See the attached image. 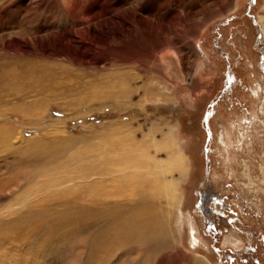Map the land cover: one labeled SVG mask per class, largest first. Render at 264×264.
<instances>
[{
	"label": "rangeland",
	"instance_id": "obj_1",
	"mask_svg": "<svg viewBox=\"0 0 264 264\" xmlns=\"http://www.w3.org/2000/svg\"><path fill=\"white\" fill-rule=\"evenodd\" d=\"M164 1L0 0V264H264V0Z\"/></svg>",
	"mask_w": 264,
	"mask_h": 264
},
{
	"label": "bare ground",
	"instance_id": "obj_2",
	"mask_svg": "<svg viewBox=\"0 0 264 264\" xmlns=\"http://www.w3.org/2000/svg\"><path fill=\"white\" fill-rule=\"evenodd\" d=\"M136 1H139V0H136ZM163 1V7H164V9H166L167 7H168V1H164V0H162ZM141 7V5H140V3L139 2H136V8L138 9V8H140ZM178 10H181L182 11V13H184V8L182 7V6H178ZM204 11V10H203ZM202 11V12H203ZM198 14H199V12L197 11V12H195V13H192V12H185L184 13V18H185V20L188 22H190V21H192V22H190V27L192 26V25H196L197 23L196 22H198V21H195L194 19L198 16ZM178 16L180 17V18H182L183 19V17L181 16V14L180 13H178ZM95 18H97V17H90V20H94ZM182 19H179V23L181 22L182 24H181V28H183L184 27V19L182 20ZM259 20L261 21V25H262V29H263V34H264V11L259 15ZM144 21V20H143ZM149 20H145V22H148ZM189 27V28H190ZM146 42V41H145ZM106 50V49H105ZM148 53V52H147ZM105 55H107V53L105 54ZM143 56H144V59H147L148 57H149V54H146V52H145V54H143ZM135 59H140L139 57H138V55L135 53ZM144 59H142V60H144ZM147 63V62H146ZM146 63H140V61H138L137 60V65L139 66V68L141 69L142 67H141V64L143 65V68L145 67V64ZM150 68V67H149ZM119 172H121V170L117 167L116 169H115V171H114V174L115 175H118L119 174ZM118 177H119V175H118ZM120 179H122V178H120ZM124 225V224H123ZM125 226V228H126V226L127 225H124ZM124 226L122 227V229L124 228ZM155 226V225H154ZM153 226V227H154ZM153 227H151V228H147L146 226H145V224H144V222L143 221H141V220H138V219H136L135 221H129V227H128V230H124L123 231V233L122 232H120V233H122V234H124L125 236H124V239L125 240H128V239H140V240H142L143 238H144V242H146L145 240V236L144 235H146L147 233V231L148 232H151V235L152 234H154V231H152V228ZM121 229V230H122ZM120 230V231H121ZM121 234V235H122ZM118 236V235H117ZM123 236V235H122ZM121 236V237H122ZM151 237V236H150ZM148 238V237H147ZM123 239V238H122ZM152 239V238H151ZM192 240H193V245L196 247V237H195V235L193 234L192 235V238H191ZM155 240V239H154ZM135 241H137V240H135ZM121 242V241H120ZM141 242H143V240L141 241ZM133 243V242H132ZM159 244V243H158ZM123 245H124V243H123ZM125 245H129L128 243L127 244H125Z\"/></svg>",
	"mask_w": 264,
	"mask_h": 264
},
{
	"label": "flooded vegetation",
	"instance_id": "obj_3",
	"mask_svg": "<svg viewBox=\"0 0 264 264\" xmlns=\"http://www.w3.org/2000/svg\"><path fill=\"white\" fill-rule=\"evenodd\" d=\"M211 204H214L215 203V199H214V197H213V200L210 202ZM209 211V207L208 206H206V207H203L202 206V208H200V213H201V215H202V217L203 218H205L204 216H205V214L207 213ZM204 222H205V226H206V232H209V234H210V236H212V237H215V236H218V235H220L219 234V231H218V227H217V224H215V222L213 221V222H206V220H204ZM220 224V223H219ZM218 224V225H219Z\"/></svg>",
	"mask_w": 264,
	"mask_h": 264
}]
</instances>
